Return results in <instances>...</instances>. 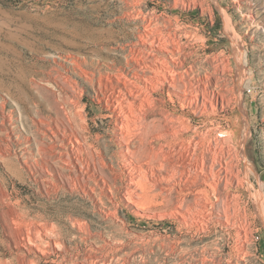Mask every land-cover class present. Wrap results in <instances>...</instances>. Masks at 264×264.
Returning a JSON list of instances; mask_svg holds the SVG:
<instances>
[{
	"label": "rangeland",
	"instance_id": "rangeland-1",
	"mask_svg": "<svg viewBox=\"0 0 264 264\" xmlns=\"http://www.w3.org/2000/svg\"><path fill=\"white\" fill-rule=\"evenodd\" d=\"M141 37L160 46L144 60L148 69L195 93L185 98L165 83L140 111L150 116L138 155L152 156L144 167L158 176L135 183L141 205L134 206L111 134L115 118L98 101L97 82L137 49L149 52ZM58 76L73 84L62 86ZM206 94V113L180 104L193 98L200 107ZM177 121L192 128L186 136L208 137L210 157L237 176H227L234 183L224 191L225 170H214L220 185L205 202L188 194L181 212L193 208L184 222L173 212L186 186L178 175L163 180L168 169L158 172ZM52 131H72L88 166L62 170L66 157ZM226 203L241 226L222 225ZM96 259L264 264V0H0V264Z\"/></svg>",
	"mask_w": 264,
	"mask_h": 264
},
{
	"label": "bare ground",
	"instance_id": "bare-ground-1",
	"mask_svg": "<svg viewBox=\"0 0 264 264\" xmlns=\"http://www.w3.org/2000/svg\"><path fill=\"white\" fill-rule=\"evenodd\" d=\"M141 40H142L141 42H143L142 44L147 43L149 45L148 48L149 52L144 48L137 49L136 52L130 56V58L125 57L124 68H118L115 65L113 67L109 66L107 68L109 72H107L106 74L99 73L100 79L97 82L99 92L103 97V99H98V101L100 103L104 102L105 107L110 110L112 114L111 116L115 118L114 127L113 130L111 131V134L113 138H115V140H118L121 143V145L119 144V146L121 147V149H119L121 154V159L119 161L120 164L122 163L123 169L127 172L128 175L127 176L128 182L124 186V190L126 191L127 201L134 206L141 205L140 203H137L136 198H134V194L136 193V192L134 193L135 191L134 185L138 184L142 178L146 179L150 176V178L153 179L154 177L158 176L156 173L157 169L152 167H144V166H149L150 163L148 164V161L152 159L151 158L152 156L149 157L150 156L149 155L145 157V159L141 158L140 155L142 154L141 153L142 151L138 152L137 149L138 146L143 147L142 145H143L144 137L142 136L143 137L142 138L143 141H142L140 136L143 135L142 133L147 131L146 128L148 127L145 123L150 116V114H146V112L144 113L143 111L141 113L140 111L144 110L145 107L149 105L150 103L149 100H151L150 99L151 92L160 89L165 83H167L170 88L174 89V91L176 89L181 90L182 96L185 98L186 96L194 95L195 93V90H192V88H188L187 86L188 84L184 80L180 79L179 82L182 84L180 88L177 85V83H175L172 77L170 78L168 77V75L158 73L160 70L154 72L155 71L154 69L153 71L150 68L148 69L147 67L148 65H145L146 63L144 64V60L148 57L155 56L153 53L155 52V50L157 49L159 50L160 46L157 47V45L154 44L153 41L155 39L154 40L152 39L153 40L152 41L148 39L146 40L144 37H141ZM62 60L65 62H70L74 65H78L75 61L71 62L70 58H62ZM57 79L61 80L60 84L62 86L67 84V82L73 84L72 80H69L64 76H58ZM211 99L212 98L208 94L204 95L200 107H197V100H193V98L188 100L184 99L183 101L180 102V104L182 107L195 106L196 112L199 111V113H206L207 110L209 109L208 105L212 107ZM215 102L217 103V99L215 100ZM202 117H204V115ZM42 123L43 122L38 121L37 126H41ZM177 123L178 124L169 127L172 137L171 144H175V146L174 147L168 146L169 149L167 151L162 152L161 160H159L158 162L159 165L158 172L168 169L170 171V174L168 173L165 178L164 176H162L163 180H167L168 177L171 176L173 177V175L176 176L178 175L181 184L186 186L185 187L186 189L184 188L185 191L181 190V194L176 198V206L174 207V212H173L175 215H179L181 221L184 222L186 221V216L188 215L189 210L193 208L187 206L188 207L187 211H185V213L181 212V207L184 204L188 194L194 196V194L198 192L200 194L199 198H201L205 202L207 200L209 190H212L216 187L218 188V185H220L221 183L218 179V177L220 176L219 174L220 172L215 173L214 170H219V171L225 170L224 172L225 182L222 185L224 191L228 189L229 185L234 183L227 176L235 177L234 176L235 174L233 172L232 175V172L229 171V170H233L232 168L233 165L231 166L228 165V162L226 163L225 161L221 160L222 158L216 159L215 157H210V155L212 156V152H211L212 148H209L208 137L206 136L200 137L199 134L193 136H186L185 134L192 131V128L189 125H186L185 123H181L180 121H177ZM37 129L40 131L38 127ZM45 130H48V127H46ZM41 133H43V135L46 134V132L42 130ZM52 136L56 141V143L58 144V146L61 148V150H63V153H60V155L62 156L64 155L66 157V160L62 162L61 169L69 170V171L82 170L83 161L85 162V160L80 153V149H79L80 147L78 146L79 145L78 137L72 131H70V133L64 131L63 134L60 135V137L52 131ZM132 138H134L135 140L134 139L131 140ZM51 141L53 140L51 139ZM138 153L141 154L138 155ZM206 154H208V156ZM99 162L105 168V163L100 157H99ZM85 163L88 166V162L86 161ZM216 164L219 167V168L217 167V169L215 167ZM198 186H199L198 190H193L194 187L198 188ZM215 191L213 190V192ZM227 196L228 195L224 197ZM192 200L193 202L191 204L194 203V205L196 206V204H198L197 201L199 200L197 199V197L193 198ZM229 203H226V205L223 207V214H222L223 218L221 219L223 221L222 225L224 226V228L227 226L230 227L241 226L242 222L240 221L241 218H239L240 213L238 212H237L238 214L236 213L237 210L234 209L235 206L233 207L231 205L233 207L231 209ZM91 261L92 264H96L98 262V260L97 261L91 260Z\"/></svg>",
	"mask_w": 264,
	"mask_h": 264
}]
</instances>
